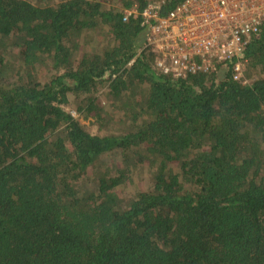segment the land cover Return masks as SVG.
Listing matches in <instances>:
<instances>
[{"label": "trees", "instance_id": "16d2710c", "mask_svg": "<svg viewBox=\"0 0 264 264\" xmlns=\"http://www.w3.org/2000/svg\"><path fill=\"white\" fill-rule=\"evenodd\" d=\"M183 1L0 0V264H264V23L246 83L173 78L140 14ZM103 88L126 125L92 134L65 106Z\"/></svg>", "mask_w": 264, "mask_h": 264}, {"label": "built area", "instance_id": "2783aa9c", "mask_svg": "<svg viewBox=\"0 0 264 264\" xmlns=\"http://www.w3.org/2000/svg\"><path fill=\"white\" fill-rule=\"evenodd\" d=\"M136 13L125 10L123 20ZM145 46L164 74L184 78L210 73L233 60V78L246 83L242 53L264 23V0H184L164 16L159 3L141 12Z\"/></svg>", "mask_w": 264, "mask_h": 264}, {"label": "rangeland", "instance_id": "374dc122", "mask_svg": "<svg viewBox=\"0 0 264 264\" xmlns=\"http://www.w3.org/2000/svg\"><path fill=\"white\" fill-rule=\"evenodd\" d=\"M36 5L40 4H48L55 3L59 0H30ZM83 45H78V53L81 51ZM220 74V73H219ZM72 100V98H71ZM66 110L70 111L75 117L79 119L82 125L90 131L92 134H106V133H117L120 129L126 125V119L123 116L122 106L116 105L114 100H112L107 95L106 88L101 89L97 94V100L95 102V109L98 111H103L101 117L97 119V117L93 116V114H88L87 116L84 113H78L76 111V107L74 104H68L65 106ZM118 161V156H111L107 160ZM119 162V161H118ZM150 187V180L145 173L142 176L137 177V179L129 184V189L133 192V190H143L148 189Z\"/></svg>", "mask_w": 264, "mask_h": 264}]
</instances>
